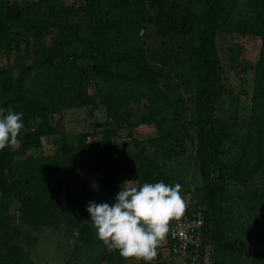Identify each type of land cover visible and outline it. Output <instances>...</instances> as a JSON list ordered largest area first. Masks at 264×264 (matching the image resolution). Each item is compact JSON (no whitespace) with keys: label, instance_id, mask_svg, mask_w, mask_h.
I'll list each match as a JSON object with an SVG mask.
<instances>
[{"label":"trees","instance_id":"obj_1","mask_svg":"<svg viewBox=\"0 0 264 264\" xmlns=\"http://www.w3.org/2000/svg\"><path fill=\"white\" fill-rule=\"evenodd\" d=\"M219 31L232 36L233 58L261 43L255 64L236 65L255 71L242 133L236 116L217 115L225 72ZM0 51L14 60L0 67V110L11 106L29 126L18 145L0 150V264H36L22 241L24 224L38 227L55 215L79 231L75 251L91 248L96 231L90 201L76 199L80 181L96 189L91 202L109 205L121 188L133 187L129 177L137 188L169 184L166 165L185 148L183 137L194 147L201 185L193 206L204 216L201 242L189 252L212 246L213 264H264V0H0ZM181 62V78L195 86L185 107L181 93L168 92ZM142 101L146 111L137 121L127 105ZM89 106H103L107 120L70 142L55 115ZM53 135L62 138L55 151L38 152ZM82 166L94 181L82 179ZM98 252L96 264H131L102 242ZM162 256L161 244L155 260Z\"/></svg>","mask_w":264,"mask_h":264},{"label":"rangeland","instance_id":"obj_2","mask_svg":"<svg viewBox=\"0 0 264 264\" xmlns=\"http://www.w3.org/2000/svg\"><path fill=\"white\" fill-rule=\"evenodd\" d=\"M83 18L82 12L79 13L76 19L81 20ZM56 31L50 34L46 38V42L52 43L53 36ZM147 39L151 44L158 42V38L153 32V28H150L147 35ZM261 43L255 42L249 48L241 51L239 58L232 54L234 48V41L232 36L224 31L217 33V48L221 62L224 66V79H223V93L220 96L217 104V115L219 117L228 119L231 116H236L237 120L242 126V129L238 130V133L244 132L248 122V118L251 114L252 105V91L254 87L255 71L249 69L242 72L241 69L236 66L238 62L243 61L245 64H255L259 57ZM8 57L3 51H0V67H7L9 63H13L14 60L8 61ZM9 59H12L10 57ZM184 63H177L176 70L174 71V79L171 83L174 86L172 90H168L172 94L173 98H177L181 93L184 97V107L191 104V95L195 92V86H190L186 83V77L181 78L180 70L185 72ZM243 67V66H242ZM183 82L179 88L178 83ZM90 92H95L93 86L89 87ZM97 102V99H95ZM131 111L134 120L140 121L142 115L146 111V101L140 103H129L127 105ZM165 115H169V112H165ZM189 111L185 113L184 121L188 122ZM107 120L105 108L101 106L99 109L93 111L92 107L72 108L62 113L55 115L54 123L59 129L60 133H65L70 142L75 141L77 134L83 132H94L96 127L94 123L97 121L103 122ZM111 126H115L112 121ZM32 124V122L30 123ZM29 126L24 125L23 131L27 130ZM185 130V129H183ZM146 133H141L142 137ZM182 134V132H181ZM140 138V137H139ZM61 136H47L44 138V147L38 152L44 151L50 153L55 151L59 142H61ZM120 140H129V137L122 136ZM144 144L147 150L152 152L153 149L149 147L146 140ZM183 144L185 148L178 147V153L173 159L167 162L166 169L172 180L169 185H175L179 183L181 187V195L185 199L186 203L190 202L192 205L195 202L196 197L199 199L197 186L201 185V177L199 174L198 165L195 160L194 147L192 141L186 137H183ZM18 145V143H17ZM131 148H136L133 144ZM158 157V156H157ZM162 162V158L160 157ZM82 179L95 180L96 175L91 170H86L85 167H81ZM128 186H137V181L132 177L127 179ZM80 183H82L80 181ZM78 184L77 190V202L87 203L92 200L98 199L96 189L90 187L89 184ZM172 224V223H171ZM90 226L95 230L92 222ZM25 230L22 236L24 246L30 251L36 264H67L71 261V264H96L99 254L100 240L96 237L88 245L91 248H80L75 251L76 240L78 238L79 231L75 229L72 231L71 224L59 215L52 217L51 222L43 223L38 227H29L24 224ZM96 231V230H95ZM74 235V236H73ZM163 256L158 260L157 264H200V259L203 257L205 264H213V247L208 246L204 253L199 249L188 252L187 254L173 255L169 249V237L162 242ZM85 247V246H84ZM95 247V248H94ZM155 261V260H154Z\"/></svg>","mask_w":264,"mask_h":264},{"label":"clouds","instance_id":"obj_3","mask_svg":"<svg viewBox=\"0 0 264 264\" xmlns=\"http://www.w3.org/2000/svg\"><path fill=\"white\" fill-rule=\"evenodd\" d=\"M23 128V113L11 106L6 114L0 110V150L16 145ZM181 187L163 181L144 183L139 188H121L112 205L90 201L87 211L97 238L126 261H154L171 223L185 216L187 203Z\"/></svg>","mask_w":264,"mask_h":264},{"label":"built area","instance_id":"obj_4","mask_svg":"<svg viewBox=\"0 0 264 264\" xmlns=\"http://www.w3.org/2000/svg\"><path fill=\"white\" fill-rule=\"evenodd\" d=\"M203 225L202 211L187 202L185 216L179 221H173L170 225L168 234L170 252L173 255L187 254L192 247H198L201 242Z\"/></svg>","mask_w":264,"mask_h":264},{"label":"crops","instance_id":"obj_5","mask_svg":"<svg viewBox=\"0 0 264 264\" xmlns=\"http://www.w3.org/2000/svg\"><path fill=\"white\" fill-rule=\"evenodd\" d=\"M106 250L108 252H112L113 251V250H109L108 247H106ZM157 262H158V260H155V261L147 262V264H157ZM129 263H131V264H145L144 261H136V260H129ZM108 264H110V263H108Z\"/></svg>","mask_w":264,"mask_h":264}]
</instances>
